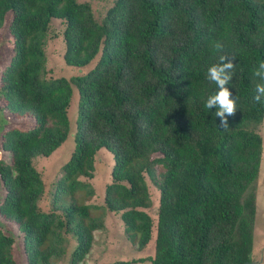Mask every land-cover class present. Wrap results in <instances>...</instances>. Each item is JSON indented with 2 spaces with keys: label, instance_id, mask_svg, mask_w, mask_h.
I'll list each match as a JSON object with an SVG mask.
<instances>
[{
  "label": "trees",
  "instance_id": "16d2710c",
  "mask_svg": "<svg viewBox=\"0 0 264 264\" xmlns=\"http://www.w3.org/2000/svg\"><path fill=\"white\" fill-rule=\"evenodd\" d=\"M10 55L0 71V115L32 120L0 136V214L22 234L26 264H52L66 252L80 264L103 227L90 211L118 213L138 249L153 238L150 264H250L254 185L262 156L257 129L264 103L252 97L264 62V0H112L99 18L76 0H0ZM62 24L65 63L87 70L45 79L51 20ZM224 44L216 50V42ZM235 55L237 110L220 127L205 107L218 89L206 78L219 55ZM94 60L91 66L89 63ZM78 100L69 159L48 194L32 164L70 133L66 109ZM101 148L113 158L102 205L85 203ZM157 190L153 219L146 184ZM0 229V264H16ZM110 262L107 264H117Z\"/></svg>",
  "mask_w": 264,
  "mask_h": 264
},
{
  "label": "rangeland",
  "instance_id": "374dc122",
  "mask_svg": "<svg viewBox=\"0 0 264 264\" xmlns=\"http://www.w3.org/2000/svg\"><path fill=\"white\" fill-rule=\"evenodd\" d=\"M77 2H87L91 8L94 17L97 19L104 13V10L111 4L112 0H76ZM9 14H6L4 23L0 28V71L6 64L10 55V38L6 32V25ZM62 24L58 20H51L49 24L50 36L44 45L45 53V79L64 77L69 78L75 74L82 73L88 69H77L67 63L63 59L64 43L61 35ZM94 63L92 60L88 66ZM78 95L73 88L72 98L66 109V115L70 123V133L64 141L49 155L37 156L32 160L33 166L39 172L41 180L44 184V195L40 204L43 209L48 208L47 192L52 188L53 182L60 176L61 165L69 159L70 153L74 146L72 139V131L74 129V119L77 110ZM0 100V104H1ZM32 120L26 116L11 115L5 110L0 115V136L1 133L12 126L19 128H27L31 125ZM262 139V156L259 166L258 176L254 185L255 197V221L253 229V243L250 254V264H264V116L257 129ZM0 158H7V153L0 149ZM113 163L111 153L105 148L97 151L94 157V170L89 179L86 180L88 185L93 189L92 197L85 199V203L102 205V195L104 186L110 181V169ZM146 184L150 193L151 205L145 210L154 219L156 214L157 190L146 178ZM4 190L0 182V201ZM92 216H100L103 221V227L92 233V245L88 253L80 264H107L110 262H119L117 264H150L148 259L137 260L151 256L153 251V238L149 240L147 245L138 249L123 232V225L118 213L109 212L103 209H95L90 211ZM0 229L3 233L10 235L14 239L12 246V256L16 264H26L25 253L22 246V234L18 231L15 224L5 219L0 214ZM66 252L61 258L53 261L52 264H70L69 254L72 250L71 244H68Z\"/></svg>",
  "mask_w": 264,
  "mask_h": 264
},
{
  "label": "clouds",
  "instance_id": "9594fccd",
  "mask_svg": "<svg viewBox=\"0 0 264 264\" xmlns=\"http://www.w3.org/2000/svg\"><path fill=\"white\" fill-rule=\"evenodd\" d=\"M216 50L222 51L224 44L216 42L214 45ZM230 54L219 55V60L209 66L206 73V78L211 83H214L217 87V91L207 97L205 101V107L208 109L215 108V116L220 117V127L223 130L229 128L228 116L235 114L237 108V97H233L228 85L234 76L235 55H231V59L228 58ZM253 75L260 82L256 84L253 101L256 103H264V62H260L254 69Z\"/></svg>",
  "mask_w": 264,
  "mask_h": 264
}]
</instances>
